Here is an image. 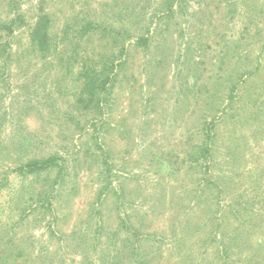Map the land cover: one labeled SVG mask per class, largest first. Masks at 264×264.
I'll list each match as a JSON object with an SVG mask.
<instances>
[{"label": "rangeland", "instance_id": "374dc122", "mask_svg": "<svg viewBox=\"0 0 264 264\" xmlns=\"http://www.w3.org/2000/svg\"><path fill=\"white\" fill-rule=\"evenodd\" d=\"M0 264H264V0H0Z\"/></svg>", "mask_w": 264, "mask_h": 264}, {"label": "trees", "instance_id": "16d2710c", "mask_svg": "<svg viewBox=\"0 0 264 264\" xmlns=\"http://www.w3.org/2000/svg\"><path fill=\"white\" fill-rule=\"evenodd\" d=\"M106 84H105V87H107ZM103 90L107 91L106 88H104ZM208 151H209V147H208V149L205 150V155L207 157H209L208 156ZM57 164H59L58 158L55 157V156H50L47 159L34 160L32 162H28L27 164L23 165L22 168L24 170H26L28 168H30L32 170H38V169L42 168L43 166L50 167V166H54V165H57Z\"/></svg>", "mask_w": 264, "mask_h": 264}]
</instances>
